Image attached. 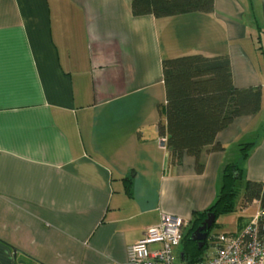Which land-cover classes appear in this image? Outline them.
<instances>
[{
    "label": "crops",
    "instance_id": "0c3cea01",
    "mask_svg": "<svg viewBox=\"0 0 264 264\" xmlns=\"http://www.w3.org/2000/svg\"><path fill=\"white\" fill-rule=\"evenodd\" d=\"M245 14L241 0L164 17L133 15L131 0H0V264H125L163 214L185 233L227 163L242 191L264 181V69ZM190 54L228 56L233 84L260 85L262 104L217 133L223 148L171 164L162 61ZM258 207L218 231L237 233Z\"/></svg>",
    "mask_w": 264,
    "mask_h": 264
},
{
    "label": "trees",
    "instance_id": "16d2710c",
    "mask_svg": "<svg viewBox=\"0 0 264 264\" xmlns=\"http://www.w3.org/2000/svg\"><path fill=\"white\" fill-rule=\"evenodd\" d=\"M213 8L214 0H131L133 15L164 17L210 12ZM257 42V49L262 53L260 36ZM162 72L166 102L161 109L165 120L159 122L158 133L166 137L165 147L171 164L180 162L185 153L198 158L206 146L223 148L216 139L217 133L235 117L254 114L261 108V86L236 87L228 56L190 54L168 58L162 61ZM250 146L251 143L241 144L243 158L248 156ZM201 168L199 164V170ZM241 178L242 169L237 163L231 162L224 166L221 187L215 201L195 213L183 235L179 254L183 263L192 264L203 259L208 239L199 247L191 235L209 212L215 214L216 220L207 233L210 236L214 234L212 229L220 226L217 222L219 215L232 212L235 208ZM242 192V207L257 200L264 210V181L247 179Z\"/></svg>",
    "mask_w": 264,
    "mask_h": 264
},
{
    "label": "built area",
    "instance_id": "2783aa9c",
    "mask_svg": "<svg viewBox=\"0 0 264 264\" xmlns=\"http://www.w3.org/2000/svg\"><path fill=\"white\" fill-rule=\"evenodd\" d=\"M159 141L165 145L166 137ZM187 224L180 216L163 214L159 223L147 227L144 236L128 247L125 264H178L175 251L181 246ZM212 233L207 235L203 259L192 264H264V210L260 203L237 233Z\"/></svg>",
    "mask_w": 264,
    "mask_h": 264
},
{
    "label": "rangeland",
    "instance_id": "374dc122",
    "mask_svg": "<svg viewBox=\"0 0 264 264\" xmlns=\"http://www.w3.org/2000/svg\"><path fill=\"white\" fill-rule=\"evenodd\" d=\"M245 9L246 14L243 17L242 25L245 29V34L243 36V43L247 48H250V51H253L252 55L255 58L256 64L259 67L264 69V16H263V5L262 0H241ZM256 19L258 23L256 24ZM260 28V29H258ZM260 36L261 38V45H262V53L257 49V37ZM248 45V46H247ZM240 184V183H239ZM242 188V186H241ZM242 189L239 190L237 197L235 198V208L232 212L220 214L218 217V223L221 224L220 226H216L212 229V231L218 230H227L234 228L235 220L241 219L245 216L244 211L239 204L241 199ZM231 233V232H229ZM180 248H177L175 251V261L176 263L180 264L182 262L180 258Z\"/></svg>",
    "mask_w": 264,
    "mask_h": 264
},
{
    "label": "water",
    "instance_id": "95a60500",
    "mask_svg": "<svg viewBox=\"0 0 264 264\" xmlns=\"http://www.w3.org/2000/svg\"><path fill=\"white\" fill-rule=\"evenodd\" d=\"M215 220H216L215 214L209 212L206 218L202 221V223L192 233L191 238L198 242L199 247H201L204 244L208 235L207 229L212 228Z\"/></svg>",
    "mask_w": 264,
    "mask_h": 264
}]
</instances>
